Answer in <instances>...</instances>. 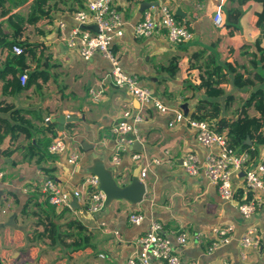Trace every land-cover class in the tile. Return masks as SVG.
I'll return each mask as SVG.
<instances>
[{"label": "crops", "instance_id": "1", "mask_svg": "<svg viewBox=\"0 0 264 264\" xmlns=\"http://www.w3.org/2000/svg\"><path fill=\"white\" fill-rule=\"evenodd\" d=\"M31 1H23L20 8L25 10L16 12L3 9L7 4L0 0V11L26 17ZM76 1L52 0L53 24L38 29L26 25L24 42L28 43V52L23 69L14 62L4 63L5 54L13 55L8 44L0 54V171L4 173L0 179V264H123L137 250V238L155 220L163 223L165 234L203 232L201 242L190 241L180 248L181 264H264V248H251L242 259L238 245L249 226L262 229L260 214L242 218L236 197L233 201H224L204 173L186 174L181 165L182 155L193 151L203 158L209 149L197 142L186 123L169 126L170 112L162 113L147 106L144 120L137 126L143 136V141L138 142L140 149L131 146L120 154L118 164L112 162L115 141L111 127L120 119L124 108L138 109L139 104L127 91L112 83L110 64L100 53L95 52L84 60L58 41L59 20L65 22L67 29L76 25L73 14L82 7ZM114 1L124 19L123 35L113 41V52L123 71L136 75L140 85L148 87L163 104L170 109L179 108L187 116L191 117L197 102L206 97L203 89H198L200 71L191 65L195 52L219 42L218 61L222 63L246 57V44L254 50L256 13L261 10V4L254 0ZM153 1L157 2L154 7L165 3L175 12L179 11L178 19L192 32L191 41L173 45L160 35L134 36V24L151 7L144 6L142 11V5ZM236 8L242 12L240 32L227 37L225 48L221 43L225 30L213 23V15L219 10L225 21L229 11ZM30 26L35 34L32 40L28 38ZM0 28L5 40L11 42L13 29L7 15H0ZM23 71L28 75L27 86L19 82ZM90 87L103 88V100L94 101L88 93ZM259 87L264 89L262 84L241 89L233 85L226 87V94L233 99L221 117L235 118L242 101ZM237 89L249 90V93L237 94ZM224 97L213 100L223 104ZM248 114L254 116L257 111L250 108ZM60 115L78 118L66 123L62 130L68 150L77 147L81 151L74 164L68 162L67 153L52 155L47 151L54 136L44 125L56 123L57 132H61L58 123L51 121ZM47 117L50 119L45 120ZM258 149L253 161L258 159L264 145ZM156 160L160 163H155ZM96 164L109 169L119 187L131 182L138 167L140 171L146 167L147 176L143 181L138 172L145 184L141 200L113 199L105 211L91 214L90 218L82 216V210L75 207L80 201L73 197L71 208L50 205L42 199L40 183L44 178H53L62 190L71 194L83 175L91 173ZM232 180L235 192L242 194V173H233ZM133 211L144 215L139 225L128 219ZM71 220L79 222L81 233L92 235L89 245L75 248L67 245L70 240L66 243L58 240V226ZM227 224L234 226L228 234L229 242L208 253L207 246L217 238L212 229L224 228Z\"/></svg>", "mask_w": 264, "mask_h": 264}, {"label": "built area", "instance_id": "2", "mask_svg": "<svg viewBox=\"0 0 264 264\" xmlns=\"http://www.w3.org/2000/svg\"><path fill=\"white\" fill-rule=\"evenodd\" d=\"M73 17L76 25L69 29L62 20L57 22L58 41L67 49L77 52L84 60L90 59L95 52L100 53L110 64L112 83L117 88L127 91L139 104L138 109L124 108L120 119L111 127V136L115 141L112 162L118 164L120 154L128 151L134 141H143L137 126L144 120L147 106L162 113L170 112L169 126L186 123L193 130L197 142L209 149V153L203 158L193 151H186L182 155L181 165L186 174L197 176L204 173L216 186L221 199L233 201L236 193L232 180L233 173L237 171L242 173V198L237 202L238 212L244 219L260 214L262 229L249 226L244 231L238 241L240 257L245 259L251 248H264V150L259 153L256 161L251 160L247 152L237 154L228 145L226 128L219 129L214 121L187 116L179 108L170 109L148 87L141 86L136 75L124 72L113 52V41L123 35L124 28V19L114 0H82V7L74 12ZM213 23L216 26L223 23V16L219 10L213 15ZM133 34L135 37L164 36L173 45L185 44L191 41L193 36L188 27L177 18L174 9L165 3H160L157 7L151 5L150 9L145 10L134 24ZM11 52L13 55H19L23 52V47L14 44L11 46ZM27 80L28 75L23 71L19 75V82L24 86ZM88 93L97 102L105 97L101 87H90ZM49 119L47 117L45 120ZM47 151L52 155L67 153V160L71 164L76 163L81 154L77 147L68 150L66 137L62 131L51 139ZM133 157H137V154ZM155 163L160 162L156 160ZM3 176V171H0V179ZM146 176L147 168L144 167L139 177L143 181ZM98 186V177L88 173L83 175L78 188L71 194L62 190L51 177L41 181L40 191L45 202L61 208H71L70 199L71 195H74L91 214H96L102 210L106 198ZM128 219L132 224L139 225L143 222L144 215L133 211L129 213ZM233 229L232 224H227L224 228H213L212 232L217 234V238L207 246V252L212 253L220 244L228 243L230 240L228 234ZM202 236L201 231L194 234L187 231L165 234L163 223L152 221L144 234L137 238V250L130 254L123 264H181L180 248L190 241L201 242Z\"/></svg>", "mask_w": 264, "mask_h": 264}, {"label": "trees", "instance_id": "3", "mask_svg": "<svg viewBox=\"0 0 264 264\" xmlns=\"http://www.w3.org/2000/svg\"><path fill=\"white\" fill-rule=\"evenodd\" d=\"M27 1V0H22ZM52 0H32L27 9L26 17H22L16 13H10L6 10H1L0 15H7V20L13 29V39L11 42L5 40V35L0 28V54L2 56V49L5 45L10 47L18 44L23 47V52L19 55L5 54L3 61L5 64L16 63L24 68L26 54L28 52V43L24 42L26 35V25H33L38 29L42 25L53 24L52 12L55 9ZM261 4V10L256 13L255 26L257 29V36L253 43L254 50L251 47L244 45L246 48V63L238 64L235 61L224 60L219 63L218 58V45L219 42H213L208 49H202L195 52L193 60L191 58V65H194L200 71L198 89H203L205 98L200 99L195 111L191 114L192 118L199 120L214 121L219 129L226 128L228 136V145L233 148L237 154L247 152L250 159L253 160L257 157L259 152V145H264V89L262 87L252 90L248 97L242 101L240 111L236 117L226 120L221 117L223 109L230 106L233 97L227 95L225 88L233 85L237 88H244L246 86H255L264 83V0H254ZM82 6V0L76 1ZM242 12L240 9H233L229 11L225 21L221 27L225 30V36L221 38V43L226 48L227 37L240 32L239 17ZM177 18H179L177 16ZM23 38V40H21ZM231 50V48H230ZM229 52V50L227 51ZM175 69L171 74H174ZM27 86V83H26ZM225 96L223 104L213 100ZM254 108L257 114L251 116L248 110ZM74 123H69V125ZM56 123H45L44 127L47 130L53 131V136L58 132L56 130ZM52 136V137H53ZM250 141V144L246 140ZM237 192V191H236ZM237 201H241L242 194L240 191L235 193ZM81 226L76 220H71L58 226L57 238L60 242H70L68 246L75 248L87 246L90 244L91 234L81 233ZM78 231V232H74Z\"/></svg>", "mask_w": 264, "mask_h": 264}, {"label": "water", "instance_id": "4", "mask_svg": "<svg viewBox=\"0 0 264 264\" xmlns=\"http://www.w3.org/2000/svg\"><path fill=\"white\" fill-rule=\"evenodd\" d=\"M157 2H146L145 4L142 5L141 10L143 9L144 6L150 7L151 5H156ZM143 11V10H142ZM177 16H180L179 11L175 12ZM64 47H66L64 44L61 43ZM67 48V47H66ZM76 116H65V115H60L56 118H52V122H57L58 123V129L59 131L63 130V127L66 123L68 122H75L77 121ZM248 140V139H247ZM250 144V141L248 142ZM131 146H138V149H140V144H138L137 141H134ZM91 148V146H90ZM109 169L103 168L101 164H96L94 168L91 170V173L96 175L99 179V188L103 190V192L106 195L103 207L101 211H105L107 209L108 203L113 200V199H118V198H125L128 199L132 202H138L141 200L143 194L145 193V184L144 182H141V180L138 177V172L140 171V167H138L134 171V175L132 177V180L129 184L119 187L112 177V175L109 173ZM74 198L76 200V197L74 195H71V198ZM70 206H71V200H70ZM72 207V206H71ZM76 208L82 210V216L86 217H92L91 213L81 204L75 206ZM89 213V214H88Z\"/></svg>", "mask_w": 264, "mask_h": 264}, {"label": "rangeland", "instance_id": "5", "mask_svg": "<svg viewBox=\"0 0 264 264\" xmlns=\"http://www.w3.org/2000/svg\"><path fill=\"white\" fill-rule=\"evenodd\" d=\"M5 1V3L7 4V7L5 8V7H3V9H8V10H10V11H16V12H22L23 10H25V8H20L21 7V3H22V1H20V0H4ZM29 35H28V38L29 39H33L34 37H35V34H34V32H33V29L31 28V26L29 27ZM237 60V62L238 63H242V62H245V61H247V58L244 56V57H239L238 59H236ZM262 72V74L264 75V72L263 71H261ZM263 86H264V83L262 84ZM239 89H237L236 91H237V94L238 93H249V90L248 91H238ZM236 107V104H233V108H235ZM232 117H228V119H231Z\"/></svg>", "mask_w": 264, "mask_h": 264}]
</instances>
